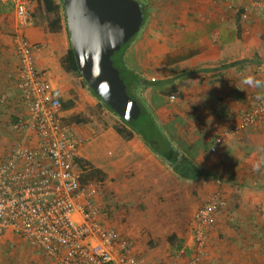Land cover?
<instances>
[{
  "label": "crops",
  "instance_id": "0c3cea01",
  "mask_svg": "<svg viewBox=\"0 0 264 264\" xmlns=\"http://www.w3.org/2000/svg\"><path fill=\"white\" fill-rule=\"evenodd\" d=\"M135 1L147 18L121 62L130 94L163 135L158 153L136 134L123 139L115 116L61 69L69 45L63 24L49 32L37 22L42 6L33 1V23L19 29L9 0H0V97L7 99L0 105V153L16 142L7 127L23 111L16 52L22 37L38 47L36 70L61 90L60 116L81 142V185H102L92 202L133 256L161 264L165 255L147 251V242L168 246L177 238L189 245L196 211L220 193L226 208L211 217L204 264H264V125L210 151L264 97V8L258 7L264 0ZM250 77L259 85L246 83ZM21 242L7 233L0 251Z\"/></svg>",
  "mask_w": 264,
  "mask_h": 264
},
{
  "label": "built area",
  "instance_id": "2783aa9c",
  "mask_svg": "<svg viewBox=\"0 0 264 264\" xmlns=\"http://www.w3.org/2000/svg\"><path fill=\"white\" fill-rule=\"evenodd\" d=\"M9 1L17 27L28 28L34 2ZM258 7L264 8V1ZM241 15L246 19L247 11ZM37 48L17 38V90L23 111L14 113L7 127L16 142L0 153V238L13 234L55 264H144V259L131 254L128 242L104 226L108 215L92 202L102 193V185L80 183L81 142L60 116L61 90L34 67ZM6 100L1 96L0 105ZM260 125H264V97L242 112L239 123L220 134L210 151L215 152L226 137ZM0 137H4L1 129ZM225 208V199L215 193L196 211L190 243L179 258L188 249V264H204L211 217Z\"/></svg>",
  "mask_w": 264,
  "mask_h": 264
},
{
  "label": "water",
  "instance_id": "95a60500",
  "mask_svg": "<svg viewBox=\"0 0 264 264\" xmlns=\"http://www.w3.org/2000/svg\"><path fill=\"white\" fill-rule=\"evenodd\" d=\"M68 40L81 79L126 123L141 114L111 57L139 31L144 17L135 0H61Z\"/></svg>",
  "mask_w": 264,
  "mask_h": 264
},
{
  "label": "trees",
  "instance_id": "16d2710c",
  "mask_svg": "<svg viewBox=\"0 0 264 264\" xmlns=\"http://www.w3.org/2000/svg\"><path fill=\"white\" fill-rule=\"evenodd\" d=\"M32 1H36L38 4H40L42 6V7H40L41 8L40 10L43 12V14H45L46 16H51V15L53 16L51 20L46 21V28L48 29V31L51 33L59 32L61 30L62 24H63L65 32L67 34V38H68L67 27H66V22H65V17H64V13H63L61 0H58V2H56L55 0H32ZM140 8L143 12V17H144L143 23H144L145 19L147 18V12H146L145 7L142 6L141 4H140ZM68 43H69V40H68ZM127 44L122 46L118 52L114 53L113 56L111 57V60L113 62V66L119 71L120 77L126 85L128 95L133 100H135L133 98V96L130 94V91H129L130 87L127 84L126 77H125L126 74L124 73V68H123V65L121 62V54H122L123 50L125 49V47L127 46ZM60 67L65 73L77 75L79 78H81V76L79 75L77 68H76V64H75V60L73 57V53H72L71 48H70V44L68 45V50H67L66 54L60 60ZM81 82H82V85L87 88V86L83 82V80H81ZM87 89L101 103V105L108 112H110L112 115L115 116V118L117 119V122L114 125V128L117 131V133L123 139L129 140L133 137L134 134H136V135L141 137V139L144 141L146 146H148L154 153H156V154L158 153L156 145L158 142L161 141V139H163V135L158 130L157 125L155 124L154 120L146 113V111L144 109L141 108V106H140V108H141L140 117L136 121L126 123L122 119L118 118L101 101L100 98L96 97L92 93V91L89 88H87ZM16 238L19 239L20 241H22L26 246L30 247L24 240H22L18 237H16Z\"/></svg>",
  "mask_w": 264,
  "mask_h": 264
},
{
  "label": "rangeland",
  "instance_id": "374dc122",
  "mask_svg": "<svg viewBox=\"0 0 264 264\" xmlns=\"http://www.w3.org/2000/svg\"><path fill=\"white\" fill-rule=\"evenodd\" d=\"M58 2V0H55ZM37 22L40 24L46 23V21L52 19L51 16H46L41 10H37L35 13ZM72 78H75L79 85H82L81 78L77 75L69 74ZM109 116L113 115L109 112ZM101 117V114H99ZM149 237L148 235L146 238ZM9 238H12L11 236ZM184 240L180 241L175 238L170 242L168 246H161L159 242L149 241L144 246L147 251L164 254V261H161V264H185V257H178L179 252L184 248ZM187 252V251H186ZM0 264H50L51 261L43 257L37 250L30 248L24 245L23 242L18 245L9 246L6 249L0 251ZM188 256V254L186 255ZM174 259V260H173ZM182 259V260H181ZM181 260V262H180ZM180 262V263H179ZM188 264L187 261H185ZM52 264V263H51Z\"/></svg>",
  "mask_w": 264,
  "mask_h": 264
},
{
  "label": "clouds",
  "instance_id": "9594fccd",
  "mask_svg": "<svg viewBox=\"0 0 264 264\" xmlns=\"http://www.w3.org/2000/svg\"><path fill=\"white\" fill-rule=\"evenodd\" d=\"M246 83H248V84H256V85H259V81H254L253 80V78H248L246 81H245Z\"/></svg>",
  "mask_w": 264,
  "mask_h": 264
}]
</instances>
